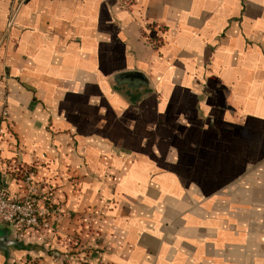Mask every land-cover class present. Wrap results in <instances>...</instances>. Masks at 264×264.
Returning a JSON list of instances; mask_svg holds the SVG:
<instances>
[{
    "label": "crops",
    "instance_id": "1",
    "mask_svg": "<svg viewBox=\"0 0 264 264\" xmlns=\"http://www.w3.org/2000/svg\"><path fill=\"white\" fill-rule=\"evenodd\" d=\"M18 2L0 187L60 214L0 264H264V0Z\"/></svg>",
    "mask_w": 264,
    "mask_h": 264
},
{
    "label": "built area",
    "instance_id": "2",
    "mask_svg": "<svg viewBox=\"0 0 264 264\" xmlns=\"http://www.w3.org/2000/svg\"><path fill=\"white\" fill-rule=\"evenodd\" d=\"M23 1L25 0H19L17 7ZM5 116L6 111L3 110L1 117ZM3 133L0 126V136ZM34 176L32 167L21 172L24 193L18 198L0 187V223L10 225L15 232L47 230L51 220L60 214L57 206L41 197L40 184L34 180Z\"/></svg>",
    "mask_w": 264,
    "mask_h": 264
}]
</instances>
